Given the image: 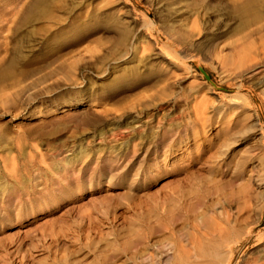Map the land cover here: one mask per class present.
<instances>
[{
	"label": "rangeland",
	"instance_id": "obj_1",
	"mask_svg": "<svg viewBox=\"0 0 264 264\" xmlns=\"http://www.w3.org/2000/svg\"><path fill=\"white\" fill-rule=\"evenodd\" d=\"M31 1L0 0V264H165L171 226L262 264L264 59L235 76L177 43L218 9L237 30L232 0H181L175 22L157 0L25 21Z\"/></svg>",
	"mask_w": 264,
	"mask_h": 264
},
{
	"label": "bare ground",
	"instance_id": "obj_2",
	"mask_svg": "<svg viewBox=\"0 0 264 264\" xmlns=\"http://www.w3.org/2000/svg\"><path fill=\"white\" fill-rule=\"evenodd\" d=\"M73 0H32L24 9L25 21H29L34 17H49L52 8H59V10L67 11L70 7H75L77 4ZM234 5V11L239 19L240 27L237 30H233L229 24V19L224 15V12L218 9L207 20L201 22L200 29L196 26V17L193 16L190 27L186 34H181L178 45L182 47L184 52L193 49V46L202 48L211 55L215 65L219 67V70L224 71L228 69H237L234 75L242 76L248 74L256 68L257 63L264 59V0H232ZM78 3V2H77ZM158 5L164 12L165 18L175 22L179 20V15L182 13V1L181 0H157ZM92 18V17H91ZM90 18V19H91ZM195 36H199L195 40ZM79 40H66L64 44L66 46L74 45ZM52 45V43L50 44ZM64 45V46H65ZM53 46H50L52 48ZM30 53L29 49H25ZM20 48L15 46V53H19ZM168 54L172 53L167 50ZM43 55L47 54L45 51ZM173 56V55H172ZM191 57V55H189ZM193 58V56L191 57ZM64 68H72L69 64ZM69 70V69H68ZM53 69L50 70L47 76L37 78L43 79L46 77H54ZM125 72L123 71L122 74ZM222 73V72H221ZM124 77H129L125 74ZM171 73L167 72L163 76L164 81L170 80ZM125 79V78H122ZM214 87V86H213ZM216 87V86H215ZM98 95V94H96ZM82 98L79 104H82ZM92 100V97L85 99V102ZM63 105L71 104L69 99L64 100ZM99 110V108H94ZM252 119H255V115L252 114ZM37 144L34 148L37 150ZM188 153V152H187ZM76 160L72 162V165ZM70 163L69 160L66 161ZM264 208V203L259 208V216H261ZM184 226H181V229ZM168 233L176 235V230L171 227L167 228ZM173 237L172 250L170 248V255H166L165 264H232L234 253L232 248L226 250V254L222 252L223 235L217 234L216 237L208 239L206 241L194 240L191 233L186 231L185 238ZM149 234L143 237L141 243H144V247L156 246L161 247L162 244L156 245L149 244L147 237ZM227 235L224 236V238ZM186 241V243H184ZM161 243V242H160ZM190 245V247H188ZM185 247L189 248V251L181 250ZM161 252L156 251L155 257L153 253L147 254V264H162ZM139 257V256H138ZM134 264H143L139 261H134ZM145 264V263H144ZM235 264H246L245 262H236ZM250 264V263H249ZM256 264V263H252ZM264 264V260L263 263Z\"/></svg>",
	"mask_w": 264,
	"mask_h": 264
},
{
	"label": "water",
	"instance_id": "obj_3",
	"mask_svg": "<svg viewBox=\"0 0 264 264\" xmlns=\"http://www.w3.org/2000/svg\"><path fill=\"white\" fill-rule=\"evenodd\" d=\"M199 70L204 75V77L209 80V75L201 67H199Z\"/></svg>",
	"mask_w": 264,
	"mask_h": 264
}]
</instances>
